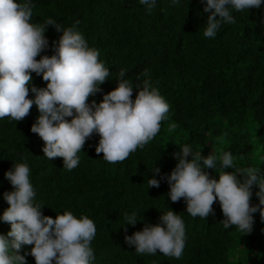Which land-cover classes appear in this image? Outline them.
<instances>
[{
  "label": "trees",
  "instance_id": "trees-1",
  "mask_svg": "<svg viewBox=\"0 0 264 264\" xmlns=\"http://www.w3.org/2000/svg\"><path fill=\"white\" fill-rule=\"evenodd\" d=\"M33 22L51 17L64 26L79 21L77 29L88 44L99 50L110 77L99 92L116 86L121 68L135 83L148 78L169 104L166 118L155 137L122 161L110 163L95 152L98 136L86 138L78 153V165L68 170L62 158L48 160L42 153V139L28 129L38 115L33 105L18 121L0 118V212L7 207L3 192L11 190L4 173L12 159L25 157L29 178L36 189V201L44 215L66 209L87 215L96 233L90 246L93 264H264V221L252 213L250 232L240 234L235 226L224 228L218 202L205 218L186 212L183 198L173 202L168 185L146 187L154 162L166 174L175 165L172 156L178 145L189 143L202 155L229 150L237 167L256 166L264 172V0L259 7L233 12L235 22L222 24L214 37H204L202 0H157L147 11L139 0H33ZM44 35L49 46L41 54H52V42L60 35L47 25ZM39 59V55L36 57ZM147 69V77L143 72ZM31 84L45 81L30 72ZM139 77V79H136ZM32 95L31 91L28 93ZM70 119V117H66ZM210 176L217 174L204 169ZM228 168L226 171H230ZM256 185L250 203L258 204ZM166 206L184 222L185 246L180 258L138 254L124 242V235L140 230L144 223H158ZM159 208V209H158ZM56 209V211L54 210ZM137 213L134 224L124 222L123 213ZM9 224L0 221V234ZM31 245H22L26 264H35L28 254Z\"/></svg>",
  "mask_w": 264,
  "mask_h": 264
},
{
  "label": "clouds",
  "instance_id": "clouds-1",
  "mask_svg": "<svg viewBox=\"0 0 264 264\" xmlns=\"http://www.w3.org/2000/svg\"><path fill=\"white\" fill-rule=\"evenodd\" d=\"M177 2L171 0L172 4ZM139 3L151 11L157 0ZM261 3L262 0H202L207 13L203 36L214 37L222 24L235 22L233 12H247ZM33 7V0H0V118L22 120L35 105L38 115L29 133L42 139V153L48 160L59 156L62 167L68 170L78 165V153L93 133L98 136L95 152L102 153L110 163L125 160L151 141L169 111L158 88L145 78L135 83L132 98L134 82L121 68L115 75L116 86L99 92V102L90 101L100 91L99 85L113 76L99 59V50L91 47L77 29L79 21L64 26L49 17L36 23L32 20ZM47 25L60 33L52 42L51 55L41 54L49 46L44 35ZM30 72L40 75L44 86L31 84ZM143 74L147 77V69ZM172 156L176 162L166 174L160 173L154 162L149 169L154 175L147 177L146 187H158L159 175L168 185L167 197L173 202L183 198L186 212L193 217L205 218L213 212L212 204L218 202L223 227L235 226L240 234L251 231L252 213L259 211L264 221V172L259 167H237L231 151L219 149L202 155L201 148L194 149L189 143L178 145ZM12 161L4 173L12 188L2 194L7 207L0 212V221L7 222L9 228L0 234V264H26L25 255L19 251L26 244L31 245L28 254L35 264H93L90 242L96 233L94 221L66 209H53L54 218L42 214L43 204L35 199L37 192L25 157ZM206 168L217 175L210 176ZM228 168L231 170L226 171ZM252 185L257 186L258 204L249 202ZM159 210L158 223H144L140 230L125 234L124 242L134 246L138 254H155L159 250L165 256L180 258L185 246L183 219L167 206ZM123 216L121 225L142 219L137 213L125 212Z\"/></svg>",
  "mask_w": 264,
  "mask_h": 264
}]
</instances>
